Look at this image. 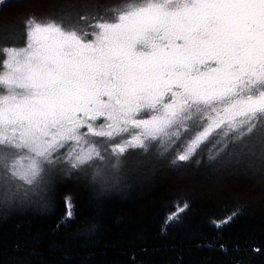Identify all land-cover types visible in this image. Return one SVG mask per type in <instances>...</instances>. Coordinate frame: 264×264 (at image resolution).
<instances>
[{
	"label": "snow or ice",
	"instance_id": "snow-or-ice-1",
	"mask_svg": "<svg viewBox=\"0 0 264 264\" xmlns=\"http://www.w3.org/2000/svg\"><path fill=\"white\" fill-rule=\"evenodd\" d=\"M76 2L83 10L70 9L74 21L30 18L26 46L2 50L5 203L40 196L57 167L115 184L129 149L155 145L163 156L178 144L175 164L209 136V161L229 145L251 153L254 133L264 148V0H130L108 18ZM187 207L177 205L163 230Z\"/></svg>",
	"mask_w": 264,
	"mask_h": 264
},
{
	"label": "trees",
	"instance_id": "trees-1",
	"mask_svg": "<svg viewBox=\"0 0 264 264\" xmlns=\"http://www.w3.org/2000/svg\"><path fill=\"white\" fill-rule=\"evenodd\" d=\"M74 2H0V33L10 32L9 41L0 42V63L4 48L26 46V21L67 24L59 11ZM128 2L88 0L93 13L106 18L107 9ZM210 148L201 144L189 161L175 164L176 147L163 156L129 149L115 184L101 188L88 168L80 175L69 171L47 183L44 206L10 203L0 212V264H264V152H247L244 162L214 171ZM184 203L179 222L163 230ZM227 217L228 224L214 226Z\"/></svg>",
	"mask_w": 264,
	"mask_h": 264
},
{
	"label": "rangeland",
	"instance_id": "rangeland-1",
	"mask_svg": "<svg viewBox=\"0 0 264 264\" xmlns=\"http://www.w3.org/2000/svg\"><path fill=\"white\" fill-rule=\"evenodd\" d=\"M74 1V0H73ZM88 8L89 11L91 13H93L94 9V4L91 5L88 3ZM23 6V5H20ZM93 6V9H92ZM20 8V7H17ZM71 8H75L76 11H82L83 9L81 8L80 4L77 2L68 4L67 7V11L64 9H61L59 12L62 13V15H66L68 20H72L74 21L76 19V11L71 12L70 14V9ZM93 10V11H92ZM9 37H10V32H5V33H0V42H4V41H9ZM187 135V133L185 134ZM214 135V134H213ZM203 144H208L210 147L212 146V136H209L208 140L206 142H204ZM249 144L252 147V152L253 154H260L261 156L263 155L264 152V148H262V145L260 143V134L258 133H254L251 137V139H249ZM179 145L177 144L174 147H178ZM174 147L169 151H173L175 150ZM149 149H152L151 152H153L155 154V156H157L156 154V147L155 145H152ZM239 149H233L232 145H229L228 149L221 153V155L211 161V168L214 171H223V170H228L231 167L229 165L235 163V161L237 160H241L242 162L245 161V159H248L249 157L247 156V151H245L243 154H239ZM142 162V158L141 160L138 162V164H140ZM161 166V165H160ZM160 172L164 171L165 169H162V167L158 168ZM88 169H82L80 171H77V173L80 175L82 173H85ZM69 171H66L64 167H57L55 170H50L48 173H46V180L48 184H51V182H55L58 179L62 178L64 176V174L68 173ZM78 178V177H77ZM45 192V191H44ZM44 192L40 193V196H31L29 200H27L28 203H30L31 205H42L44 206V204L42 203L43 200L41 199V196L44 197ZM10 203H5L2 199H0V212L6 207L8 206Z\"/></svg>",
	"mask_w": 264,
	"mask_h": 264
}]
</instances>
